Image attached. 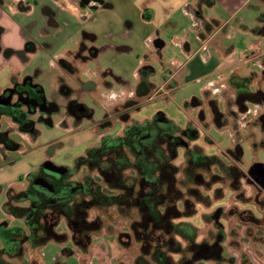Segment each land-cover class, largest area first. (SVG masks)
I'll return each instance as SVG.
<instances>
[{
  "label": "rangeland",
  "instance_id": "rangeland-1",
  "mask_svg": "<svg viewBox=\"0 0 264 264\" xmlns=\"http://www.w3.org/2000/svg\"><path fill=\"white\" fill-rule=\"evenodd\" d=\"M23 1V7L30 6V11L13 13L12 7L17 5L14 0H5V4L1 3L0 6L3 13L1 19L28 20L25 23L26 36L23 33V55L17 53L19 49L11 54L13 59L2 61L3 64L0 62V91L11 86L12 77H15L12 68L15 65L20 73L19 78L15 79L20 81L29 75L32 83L42 90L43 105L54 104L61 111L51 113L49 123L36 120L38 114L32 115L35 135L19 131L11 117H1L0 130L6 132L19 147L6 150L0 145V225L4 224L6 228L25 225L22 217L7 213L5 205L14 207L25 203L12 195H18L25 188V173L36 168L45 156L52 155L57 164L71 165L88 144L98 142L100 135L122 132L123 124L116 118L110 129L91 126L102 118L105 111H110L108 104L114 103V100H109L105 104L106 99L101 95L106 91L104 83L107 81L113 84V89L129 92L137 84L138 68L149 64L155 69L150 80L156 88L164 84L167 77H171V84L164 87L172 88L168 101H165V96L157 95L144 105L139 103L141 113L133 111L130 115L142 118L149 111V116L162 112L171 130L196 127L200 137L192 141L191 146H197L196 150L203 154L216 155L225 166L233 165L244 172L239 183L240 189L233 191L228 173L222 165H212L207 170L198 167L195 171L200 172L203 178L208 179L214 174L221 178L209 187L197 186L187 175V150H179L171 159L178 166L177 183L185 197L190 196L188 190L191 187L196 188L201 195L197 201L191 197L195 201L196 213L184 218L197 228L196 240L214 242V234L219 229L215 221H218L225 233L222 242L224 260L221 264H242L243 255L253 264H264V188L247 173L254 162L264 164V144L259 143L264 140V130L261 131L258 124H251L262 109L249 104V112L245 115L232 107L237 113L235 129L243 136L240 141L243 155L236 159L226 150L234 147V130L230 126L217 127L209 105L211 99L216 100L219 109L225 111L228 97L233 98L235 95L229 83L230 78V82L240 84L243 77L252 76L249 89H261L264 92L261 64L264 58L263 27L260 31L252 29L251 32L241 28V24L250 28L256 25V17L261 11L251 5L262 9L263 4L259 0H252L232 15L235 9L229 10L222 1L208 5L205 0H200L204 4L201 12L204 16L210 13L229 23L228 33H219L216 40L203 45L198 39L195 21L186 13V2H192V8L194 6L196 9V0H100L95 10L80 7L71 0ZM188 8L191 9L190 6ZM150 10L154 16L147 20L144 14ZM35 38L44 39L45 44L38 43V49H26L28 42L37 44ZM161 42H164L163 47ZM226 47L232 49L227 58L224 56ZM79 49H82L85 59L74 56ZM190 58L192 60L189 61ZM239 59L232 67L215 71L222 63ZM61 60L71 63L73 72L70 71V76L65 66L57 73L52 69L56 61ZM198 60L205 62L200 64ZM119 75L123 83L116 79ZM64 80L73 81V85L76 81L77 85L88 83L96 86L81 99L93 113L77 126L72 125L69 119L64 120L67 97H63L56 89L57 83ZM192 98H196L199 103L191 104ZM141 100L145 98L141 97ZM230 119L232 121V116ZM85 172V168H80L74 178L81 177ZM178 206L182 208L181 201ZM215 211L219 213L213 218ZM95 215L102 218L103 229L91 235V244L86 251L67 241L75 251L68 259L63 256L60 262L63 263L64 258L69 264H134L137 245L123 248L117 240L119 232H130L129 216L122 217L116 206L100 210L90 208L88 220ZM64 220L60 218L57 231H67ZM57 245L52 242L41 248L38 264H47L53 258ZM62 246L59 245V250ZM62 251L67 252L65 248ZM214 263V260L198 261V264Z\"/></svg>",
  "mask_w": 264,
  "mask_h": 264
},
{
  "label": "flooded vegetation",
  "instance_id": "flooded-vegetation-1",
  "mask_svg": "<svg viewBox=\"0 0 264 264\" xmlns=\"http://www.w3.org/2000/svg\"><path fill=\"white\" fill-rule=\"evenodd\" d=\"M73 1L77 2L80 7L95 10L100 0ZM192 11L195 14L198 12L194 7ZM26 49L34 50L35 45L28 42L26 44ZM0 52H4L6 55L17 51L2 48L0 46ZM82 54V49H79L74 53V56L85 59ZM21 55L23 54L21 53ZM61 63L69 72H73L71 63L63 60ZM144 67H150V65H144L143 68ZM116 79L119 80L120 83H123L120 77L116 76ZM58 84L57 91L59 94L63 97H67V101H65L64 120L66 121L69 119L72 121V125L77 126L80 125L85 118H90L93 110L86 106L81 99L83 95L85 96L88 94L87 91L91 93V90L96 86L94 87V84L89 85L88 83H84L73 88L68 85L65 80L59 81ZM170 84L171 79L168 84L162 86L163 88L160 89L159 92L155 93V96H160V94L163 93L162 91L165 90L164 87ZM112 86L113 84L107 81L104 83V87L107 91L111 90ZM41 92V88L37 84L32 83L29 75L22 77L20 81L14 79L11 86L0 93V96H3L0 99V119L2 116L7 115L11 117L19 131L35 135V121L32 119V115L38 114L36 120L49 123L50 114L61 111L59 107L57 110L54 104H50V106L43 105L44 99ZM140 93L141 89L138 87V84H136L126 96L122 94L116 95V97L119 96V98L114 99V103L108 104L110 113L105 111L99 121L91 124L92 127L97 125V127H103L102 129L105 127H109L110 129L114 124L113 120L116 118L115 120L121 121L120 123L123 124L120 134L100 135L98 142L95 144H88L84 152L74 158L73 164L71 165L57 164L53 161L52 155H48L45 156L43 161H41L36 168L25 173L26 186L21 190V192L24 193L22 200H24L25 203L18 206L24 210L22 219L25 225L23 227L14 228H6L4 224L0 225V264H27L28 262L31 264H38L37 260L39 255H41L39 253L41 248L52 242L63 245L61 248H65L67 251L64 253L62 249L59 250V256H64L65 258L70 256V254L75 251L72 250V245L67 243V241L73 243L71 234L67 225V231H57L59 222L55 226L54 231L62 235V240L60 242L51 240L38 246L39 242L36 240L38 232L35 230L36 228L40 229L43 225V213L46 210L61 211L76 201L83 200L84 198L87 199V196L95 193L98 187L108 195L123 193L125 184L135 183L138 180L140 158L147 155L154 156L158 150L155 147L156 145L162 144L165 149H175L176 155L179 153V150H187V164L190 162V157L201 154L204 155L202 152L196 150L198 148L197 146L195 148V146H191L190 144L200 137L198 128L188 126V128L196 130L198 135L197 138L193 139V137L191 138L188 136V133L185 131L188 128H175L171 130L170 127L167 126L168 121L163 116L164 114L162 112L146 117L143 120L131 116V112L140 110L139 99L140 97H144L140 95ZM9 95L10 98L8 97ZM79 97L81 98L79 99ZM152 98L153 96H149L145 100L148 101ZM222 120L225 126L234 127V123L231 121L230 116L224 117ZM140 124L144 125L142 137L140 136L139 129H137ZM146 138L151 143L143 146L141 142ZM0 145L8 150L2 144ZM45 161H50L57 166H63L66 168V171L58 175L47 173L42 167ZM80 168H85L86 172L83 173L84 175L81 177L74 178ZM38 180H42V182L45 180L51 192H46V188L41 185V182L37 183ZM61 217L64 218V216ZM64 222L66 224V220H64ZM28 251L31 253L28 254ZM25 261L26 263H24ZM52 264L69 263H67V261L61 263L60 259H55Z\"/></svg>",
  "mask_w": 264,
  "mask_h": 264
},
{
  "label": "trees",
  "instance_id": "trees-1",
  "mask_svg": "<svg viewBox=\"0 0 264 264\" xmlns=\"http://www.w3.org/2000/svg\"><path fill=\"white\" fill-rule=\"evenodd\" d=\"M152 72V67H144L139 70L138 87L141 89L140 95L142 96L148 94L153 86L147 79ZM262 78L264 79V69L262 70ZM252 79V76L243 77V82L240 84L230 82L231 78L229 79L235 95L233 98L228 97L225 111L219 109L216 100L211 99L209 101L212 120L217 127H224L225 124L222 119L232 116L234 127H231L234 130L236 142L233 148L226 150L228 153L231 152L236 159H240L243 153L240 144L243 136H241L240 131L235 129L237 128L235 122L237 113L232 107L237 108L240 113L245 115L249 112V104L260 107L262 111L254 117L251 124H258L260 130H264V92L261 89L255 91L249 89ZM198 103L196 98H192L191 104ZM137 129H139L142 137L144 125H138ZM185 131L193 139L198 137L194 129L188 128ZM7 135L6 132L0 131V144L7 149H17L19 144ZM141 143L145 146L151 142L146 138ZM259 143L263 145L264 140H260ZM155 147L158 150L154 156L147 155L140 158L138 180L135 183L125 184L123 193L108 195L98 187L95 193L87 196V199L76 201L61 211L46 210L43 213L42 227L35 230L38 232L36 237L37 242H39L38 246L51 240L57 242L62 240V235L57 234L54 228L60 217L64 216L74 245L86 251L91 244V235L99 233L103 228V220L100 215H95L93 219L88 220L89 209L97 208L100 210L116 206L122 217L129 216L130 218V232H119L117 240L123 248H128L133 244L137 245L134 264H198V261L202 259L214 260V264H221L224 260L222 242L225 239L222 224L215 221L219 229L214 234L216 237L214 242L196 240L197 228L192 222L186 221L184 218L191 217L196 213L195 201L191 200V197L197 201L201 195L196 188L191 187L188 190L190 196L185 197L182 188L178 185L176 177L178 166L171 162V159L176 156V150L165 149L162 144ZM218 164L226 169L231 181V189L238 191L244 172L236 166L223 165L221 159L216 155L201 154L190 157L188 164L190 168L187 167V175L195 185L209 187L213 183H218L221 177L214 174L206 179L195 169L204 167L207 170L212 165ZM252 177L255 182L262 185L261 177L256 174ZM262 187L264 188V185ZM23 196V192L12 195L13 198L17 199H22ZM179 201L183 204L182 208L178 206ZM5 210L17 217L24 215V210L18 206L5 205ZM218 213L219 211H215L212 217L214 218ZM241 262L242 264H251L244 255Z\"/></svg>",
  "mask_w": 264,
  "mask_h": 264
},
{
  "label": "crops",
  "instance_id": "crops-1",
  "mask_svg": "<svg viewBox=\"0 0 264 264\" xmlns=\"http://www.w3.org/2000/svg\"><path fill=\"white\" fill-rule=\"evenodd\" d=\"M72 2H73V0H71ZM206 2H207V4L209 5V4H211V5H213L215 2H219V1H222V2H224L225 3V5L227 6V7H229V10H231V9H235L233 12H232V15H234L235 14V12H237V9H239V8H241L242 6H244V5H246V4H248V3H250L252 0H205ZM260 1V3L261 4H263V8L262 9H260V8H258V6H253V4L251 5V7H253V8H255V9H258V10H260L261 12H260V15L259 16H257L256 17V25L254 26V27H252V28H250V27H248L246 24H241V28L243 29V30H245L246 32H248L249 30H250V32H251V30L252 29H257V30H259L261 27H263V31H264V0H259ZM14 2H17V5H15V6H13L12 7V10H13V13H19V12H21V11H30L31 9H30V6H26V7H23V0H14ZM1 3H3V4H5V0H0V6H1ZM218 4V3H217ZM237 4H239L238 5V7L236 8V6H237ZM250 5V4H249ZM185 6H186V13L188 14V15H190V17L195 21V24H196V26H197V34H198V39H201V42H202V44L203 45H206V44H208V43H210V42H212L213 40H216L215 39V37H216V35H218L219 33H228V26H229V23L227 22V20H225V21H221L220 19H218L217 18V16H215V15H213V14H210V13H207V15L206 16H204L201 12H202V9H203V6H204V4L203 3H201V1L200 0H196V9L198 10V12H196V14L192 11V2H186V4H185ZM188 6H190L191 7V9H189L188 8ZM194 7V6H193ZM2 15H3V13L0 11V46L2 47V48H8V47H10V48H12L14 51H16V50H19V52H21V49H22V47H23V43H24V41H25V39H24V41H23V37H24V35H25V33H26V28H25V23L26 22H28V20L27 19H23V18H21L20 20H16V21H11L10 20V18H9V20L8 21H5V19H1V17H2ZM153 16H154V12H152L151 10L150 11H148V13H146V16H145V14H144V18L145 19H147V20H151V19H153ZM261 30V29H260ZM23 33H24V35H23ZM26 36V35H25ZM33 39V38H32ZM36 39V38H35ZM36 45H35V49H38V47H37V45H38V43H40L41 45H44L45 43H44V39H41V40H37L36 39ZM161 45H162V47L164 46V42H161L160 43ZM40 45V46H41ZM161 47V46H160ZM219 50V49H218ZM231 50L232 49H230V48H228V47H226L225 48V54H224V56H225V58H227L229 55H230V53H231ZM220 51V50H219ZM264 51V50H263ZM1 53L2 52H0V62H5V61H7V60H11V59H13V57H12V53L11 54H4L3 56L1 55ZM22 53V52H21ZM21 53H18V54H20L21 55ZM190 55V54H189ZM191 57V56H190ZM190 60H192V58H190L189 59V61ZM62 61V60H61ZM64 61V60H63ZM198 61H200V60H198ZM197 61V62H198ZM229 61V60H228ZM240 61V59L239 60H234V61H229V62H224V63H222V65H220L218 68H216L217 70H215V71H222V70H225V69H228V68H230V67H232L233 65H235L237 62H239ZM3 62H2V64H3ZM204 62L205 61H200L199 63L200 64H204ZM54 64H55V62H54ZM261 64H262V69H264V58L262 59V62H261ZM145 65H149V64H145ZM54 67L52 68L54 71H56V73L58 72V71H61V68H63L64 69V65L61 63V62H57L56 61V64L55 65H53ZM150 67H152L151 65H150ZM13 71L15 72V77H12V83H13V80L16 78V77H18L19 78V69L18 68H16L15 67V65L13 66ZM139 69L140 68H138V71H137V76H138V81H137V84H138V82H139V80H140V73H139ZM152 69H153V72L152 73H150L149 74V76H148V81L153 85L152 86V88H151V90H150V92L148 93V94H146V95H143L144 97H143V99L145 98H147V97H149V96H153V97H155V93L157 92V89H158V87L156 88V86H155V84L150 80V77L155 73V69H154V67H152ZM213 70V71H214ZM65 71H66V69H65ZM67 72H68V76H70V72H69V70L67 69ZM125 76H127V75H125ZM21 77V76H20ZM119 77L121 78V76L119 75ZM172 82V81H171ZM66 83L68 84V85H70L71 87H73V88H75V87H77V86H79V85H77L76 84V81H74V85H73V81H69V80H67L66 81ZM58 86H59V84L57 83V85H56V89H58ZM162 86V85H161ZM227 86V85H226ZM225 87V86H224ZM163 88V87H162ZM7 89V88H6ZM5 89H3V90H1L0 91V93L2 92V91H4ZM172 90V88H170V89H165L164 91H162L163 93H161L160 94V96H165L164 98H165V101H168V95L170 94V91ZM90 92V91H89ZM89 92L87 91V93L89 94ZM101 93V92H100ZM129 92H125L123 89H121V90H115V89H113V86H112V89L111 90H109V91H107V89H106V91H104V93H101V95L103 96V97H105V104L109 101V100H111V101H113L114 99H117V98H119V96H117L116 97V95H120V94H122V95H127ZM121 98V97H120ZM141 98V97H140ZM140 100V99H139ZM145 102H147L146 100H141V101H139V103H141V104H143L144 105V103ZM158 107V106H157ZM106 108H108V106L106 107ZM142 109H140L138 112H142L141 111ZM149 113H151L150 111H149ZM149 113H148V115H146V116H144V117H142V118H139L140 120H143V119H145L146 117H150V116H152L153 115V113L149 116ZM103 229V228H102ZM46 245H48V244H46ZM45 245V246H46ZM58 246V248L57 249H55L56 250V252L54 253V256H53V258L50 260H48V263L47 264H52L53 263V261H54V259H61L62 258V256H59V245H57ZM68 259V258H67ZM67 259H64L63 258V260L64 261H67ZM71 260V259H70ZM233 260V259H232ZM251 264H253L251 261H249ZM234 263V262H233ZM44 264V263H43Z\"/></svg>",
  "mask_w": 264,
  "mask_h": 264
},
{
  "label": "water",
  "instance_id": "water-1",
  "mask_svg": "<svg viewBox=\"0 0 264 264\" xmlns=\"http://www.w3.org/2000/svg\"><path fill=\"white\" fill-rule=\"evenodd\" d=\"M2 97L3 96H0V99ZM8 97L10 98V95ZM49 125H51V124H49ZM241 156H242V154H241ZM42 167L44 168V170L47 173L54 174V175L62 174V173H64L66 171V168L65 167H63V166H57V165L53 164L50 161H45L42 164ZM248 173L251 176H254L256 174L258 177H261V179H262V182L261 183H262V185H264V164L263 163H261V162H255V163H253L249 167ZM255 179L257 181V178H255ZM43 181L44 182H42V180H38L37 183H40L41 182V185L46 188V192L48 191L50 193L51 192L50 187L48 186V184H47V182L45 180H43Z\"/></svg>",
  "mask_w": 264,
  "mask_h": 264
},
{
  "label": "built area",
  "instance_id": "built-area-1",
  "mask_svg": "<svg viewBox=\"0 0 264 264\" xmlns=\"http://www.w3.org/2000/svg\"><path fill=\"white\" fill-rule=\"evenodd\" d=\"M171 77H167V79L165 80L164 84L162 86H164L165 84H168L169 81H170ZM162 86H160L158 89H157V92H159L160 89H162Z\"/></svg>",
  "mask_w": 264,
  "mask_h": 264
}]
</instances>
